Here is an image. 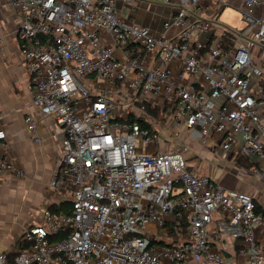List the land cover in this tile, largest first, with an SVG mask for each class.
Here are the masks:
<instances>
[{"label":"built area","instance_id":"built-area-1","mask_svg":"<svg viewBox=\"0 0 264 264\" xmlns=\"http://www.w3.org/2000/svg\"><path fill=\"white\" fill-rule=\"evenodd\" d=\"M159 1L174 13L155 33L119 0H10L33 103L60 128L49 185L68 209L44 208L0 264H264L253 194L191 169L189 146L165 149L150 119L164 126L171 112L168 137L214 138L221 159L248 157L264 179V0H234L241 29L218 19L231 0H213L209 16L203 0ZM25 123L40 141L37 121ZM6 140L0 128V174L22 175Z\"/></svg>","mask_w":264,"mask_h":264},{"label":"crops","instance_id":"crops-1","mask_svg":"<svg viewBox=\"0 0 264 264\" xmlns=\"http://www.w3.org/2000/svg\"><path fill=\"white\" fill-rule=\"evenodd\" d=\"M202 4L207 16L213 15L219 7L213 0H203ZM230 4L242 9V4L237 1L231 0ZM118 9L123 17L147 26L155 33L162 31L164 21L174 13L172 5L159 0H133L130 4L119 0ZM20 23V15L10 0H0V35L4 38L0 44V128L7 133V155L24 172L22 175L15 172L0 174V253L14 251L25 226L38 221L44 208L60 200L49 185L61 155L60 128L52 116H44L33 103L30 75L18 35ZM117 55L121 56L122 53L117 51ZM27 116L37 121L40 141H36L29 131L25 123ZM187 131L190 130H180L178 135L172 137L180 139ZM192 135L198 134L192 130ZM201 145V148H195L197 151L194 153L192 145H189L190 154H187L190 157L187 161L193 157L198 161L207 158L213 163L220 159L221 168L216 170L211 165L209 171L205 172L225 187L253 194L256 200L262 181L259 175L235 160L222 161L217 145L214 150ZM201 164L202 161L197 167L188 166L196 172L198 169L204 171Z\"/></svg>","mask_w":264,"mask_h":264},{"label":"rangeland","instance_id":"rangeland-1","mask_svg":"<svg viewBox=\"0 0 264 264\" xmlns=\"http://www.w3.org/2000/svg\"><path fill=\"white\" fill-rule=\"evenodd\" d=\"M219 21L221 23H223L224 25H228L232 28H237V29H241L244 28L247 25L246 20L243 19V10L237 6L234 5H227L222 12L219 14L218 16ZM260 54V48L258 45L255 46L254 50H253V56L256 57ZM118 57L121 58V56L118 55ZM259 65L264 68V55L262 57V60L259 61ZM88 78H83V80H87ZM126 86L124 84H122L121 87L118 88V91H126ZM121 98L120 96H116V99ZM135 110V114L140 116V115H145L147 116L148 114L146 112H142L139 108H137L136 106L134 107ZM156 114V112H154V115ZM171 112H165L162 117L164 118V126H162L159 122H157L156 118L154 116H151L150 119L151 121H153V124H155L157 126V128H159L160 130H162V134H161V141L163 143L164 148H171L173 147L174 149V145L175 146H182L184 145V143L186 144L187 142V146H189L190 144L192 145V153H194L195 151H197L195 148L197 147V149L201 148L202 145L204 144V146L207 145V147H209L211 150H214V146L216 145V141L214 140V138L210 139L206 144H205V140L203 138V136L201 135H192V130L187 131L185 133L182 134V137L180 139H177L176 137H168L167 133H166V129H169L171 127ZM166 140L168 141V143L166 142ZM193 142V143H191ZM190 147V146H189ZM195 149V150H194ZM188 153V152H187ZM186 153V158L190 157V153L187 154ZM191 153V154H192ZM193 156V154L191 155ZM198 158H190L188 159V164L192 167H197L198 163L202 161L201 164V168L204 169V171H197V173L201 174H207L206 172L209 171V169L211 168V165L217 170L218 168H221L219 166V162H221V160L219 159L217 162L211 160L210 159H205L203 158V160L198 161ZM224 159H222L223 161ZM247 168V167H246ZM249 168V167H248ZM205 170H207L205 172ZM253 173V172H252ZM258 178V177H257ZM259 180V178H258ZM262 181L260 182L259 185V191L257 192V202L258 204L261 205V207L264 209V179H261ZM227 240L231 241L233 240L231 237L226 236Z\"/></svg>","mask_w":264,"mask_h":264},{"label":"trees","instance_id":"trees-1","mask_svg":"<svg viewBox=\"0 0 264 264\" xmlns=\"http://www.w3.org/2000/svg\"><path fill=\"white\" fill-rule=\"evenodd\" d=\"M133 118H135V117L133 116ZM235 161L238 164H240L244 167H247V168L252 167L253 165H257L252 160H250L248 157H245V156L240 155V154L235 157ZM255 205H256V211L264 214V209L261 207L260 204H258L257 201L255 202ZM49 209L53 212H56V213H60L61 211L67 212L68 206L66 205L65 202L54 203V204H51L49 206ZM59 236L60 235H57V237H59ZM57 237H52V238L56 239ZM21 249H23V245L21 243H19V241H18L17 246H16L15 250L13 251V254L18 253Z\"/></svg>","mask_w":264,"mask_h":264}]
</instances>
